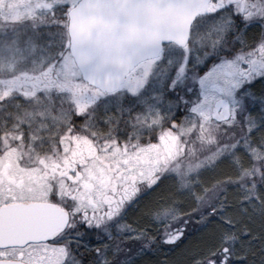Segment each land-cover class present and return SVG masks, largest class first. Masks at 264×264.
I'll list each match as a JSON object with an SVG mask.
<instances>
[{
	"label": "snow or ice",
	"instance_id": "1",
	"mask_svg": "<svg viewBox=\"0 0 264 264\" xmlns=\"http://www.w3.org/2000/svg\"><path fill=\"white\" fill-rule=\"evenodd\" d=\"M0 264H264V0H0Z\"/></svg>",
	"mask_w": 264,
	"mask_h": 264
}]
</instances>
